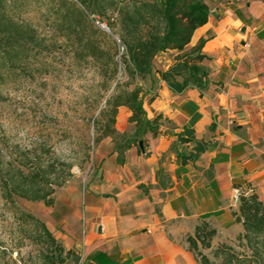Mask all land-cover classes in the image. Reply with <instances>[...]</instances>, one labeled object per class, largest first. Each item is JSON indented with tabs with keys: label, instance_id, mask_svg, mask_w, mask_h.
I'll return each mask as SVG.
<instances>
[{
	"label": "crops",
	"instance_id": "crops-1",
	"mask_svg": "<svg viewBox=\"0 0 264 264\" xmlns=\"http://www.w3.org/2000/svg\"><path fill=\"white\" fill-rule=\"evenodd\" d=\"M209 6L208 23L187 48L206 41L208 89L176 95L158 76V96L144 102V109L150 121L161 116L170 122L172 132L161 126L157 137L148 134L144 151L129 150L124 166L118 165L114 145L104 142L109 154L98 156L96 181L66 192L48 208L47 228L83 264H199L186 239L200 222L224 238L243 232L233 216L241 192L236 186H251L264 202V1L210 0ZM180 54L169 51L158 60ZM184 128L213 144L187 165L178 157L193 149L178 143ZM71 217L81 227H72Z\"/></svg>",
	"mask_w": 264,
	"mask_h": 264
},
{
	"label": "rangeland",
	"instance_id": "rangeland-1",
	"mask_svg": "<svg viewBox=\"0 0 264 264\" xmlns=\"http://www.w3.org/2000/svg\"><path fill=\"white\" fill-rule=\"evenodd\" d=\"M73 4L86 13V18L76 20L78 29L75 33L61 23L64 14L75 23ZM8 12L18 22L32 26L42 42L40 47L24 52L12 63L0 58V151L3 166L10 162L21 165L24 156L44 166L54 164L59 182L67 181L55 194V200L63 199L66 192L83 191L96 181L102 166L98 163V156L107 157V143L114 145L111 138H101L98 142L102 133L96 132L95 122L101 121L102 126L109 121L102 115L106 103L119 86L129 81L124 63L125 49L119 41L117 28L113 35L97 22L116 23L117 15L108 13L102 20L99 15L86 12L77 0H9ZM81 40L99 47L105 57L100 60L86 58ZM190 51L186 49L179 56ZM177 57L171 55L167 61L159 62L161 55L158 56L153 63V75L145 80L137 79L129 89L140 86L143 102H153L158 96V70L166 69L170 63L173 66ZM128 112L126 108L118 109L115 129L120 135L131 136L135 132L127 117ZM159 124L167 132H172L170 122L161 120ZM16 205L44 223L51 214L43 203L17 199ZM69 224L74 228L81 227L75 217L69 219ZM30 235L28 228L21 227L17 221L0 189V261L1 250L8 248L14 251L12 259L19 264H40L41 247ZM221 245L232 247L236 252L243 251L238 236L224 238L219 235L213 240L212 249L202 251L214 260L213 253ZM6 260L9 262V257ZM68 264L75 262L71 260ZM78 264H83L82 258Z\"/></svg>",
	"mask_w": 264,
	"mask_h": 264
},
{
	"label": "trees",
	"instance_id": "trees-1",
	"mask_svg": "<svg viewBox=\"0 0 264 264\" xmlns=\"http://www.w3.org/2000/svg\"><path fill=\"white\" fill-rule=\"evenodd\" d=\"M77 1L86 12L99 15L102 20L108 13L117 15L116 23L108 22L107 27L113 35L115 28L119 31V41L125 49L124 63L129 81L124 86H119L114 96L107 101L102 115L109 121L102 126L101 121H96L95 126L96 132L102 133L98 142L101 138H111L118 165L124 166L129 150L139 148L140 142L145 144L144 139L148 134L157 137L162 133L159 122L163 120L159 116L150 121L144 109L143 89L138 85L133 89L129 88L135 85L137 79L145 80L153 75L154 60L161 54L169 51L185 53L195 31L208 23L210 0ZM8 4L9 0H0V58L12 63L24 52L40 47L42 41L32 26L18 22L9 14ZM73 5L76 10L75 23L66 14L61 18V23L68 31L75 33L78 29L76 20L78 17L86 18V13L78 9L76 4ZM98 22L104 23L101 20ZM80 42L87 53L86 58L100 60L105 57L104 51L93 43L84 40ZM205 43L202 40L189 54L178 56L168 71L158 72L159 81L165 83L174 94H183L188 89H198L203 93L208 89L209 73L203 67L207 58L202 54ZM117 71L116 64L115 72ZM119 108H126L132 114L129 121L134 125L135 132L131 136L120 135L115 129ZM178 143L182 146L193 145L189 154L178 156L182 165L196 163L213 146L209 141L197 139L195 132L187 128L178 134ZM23 161L21 165L10 162L4 167L0 151V189L4 201L14 210L21 227H27L29 234H32L30 236L40 245V264H68L71 260L78 264L81 258L75 251L67 250L43 221L21 211L16 205V200L22 199L43 203L47 208H52L56 202L57 189L62 188L67 181L59 182L55 176L54 164L44 166L26 156ZM158 181L160 185L166 186L167 181L162 171L158 172ZM247 187L248 189H243L236 186L241 192L239 210L233 213L236 222L242 225L243 232L238 236V242L243 251L236 252L232 247L221 245L214 251V260H211L202 250L212 249L218 232L208 222H200L193 235L186 239L190 253L199 264H264V202L251 186ZM140 189L148 195V188L141 186ZM13 253L8 248L2 249L0 264H19L12 259Z\"/></svg>",
	"mask_w": 264,
	"mask_h": 264
},
{
	"label": "built area",
	"instance_id": "built-area-1",
	"mask_svg": "<svg viewBox=\"0 0 264 264\" xmlns=\"http://www.w3.org/2000/svg\"><path fill=\"white\" fill-rule=\"evenodd\" d=\"M97 25L101 26L103 29H105L106 31L110 32L106 24L97 22Z\"/></svg>",
	"mask_w": 264,
	"mask_h": 264
},
{
	"label": "water",
	"instance_id": "water-1",
	"mask_svg": "<svg viewBox=\"0 0 264 264\" xmlns=\"http://www.w3.org/2000/svg\"><path fill=\"white\" fill-rule=\"evenodd\" d=\"M139 147H140L141 150L144 151V144H143V142H140Z\"/></svg>",
	"mask_w": 264,
	"mask_h": 264
}]
</instances>
